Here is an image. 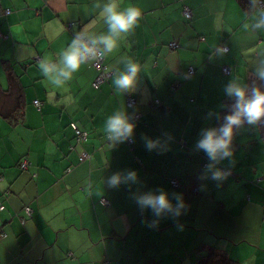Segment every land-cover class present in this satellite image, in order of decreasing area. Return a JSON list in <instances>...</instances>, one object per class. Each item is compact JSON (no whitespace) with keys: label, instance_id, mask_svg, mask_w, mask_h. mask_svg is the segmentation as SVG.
Wrapping results in <instances>:
<instances>
[{"label":"crops","instance_id":"crops-1","mask_svg":"<svg viewBox=\"0 0 264 264\" xmlns=\"http://www.w3.org/2000/svg\"><path fill=\"white\" fill-rule=\"evenodd\" d=\"M238 1L120 0L121 8L135 5L142 16L104 57L107 80L93 87L98 74L89 63L57 89L46 83L39 62L57 58L74 31H107L93 7L97 0H0V90H16L0 92V106L9 112L20 89L23 102L18 121L0 116V264H199L210 250L235 264H264L261 125L236 130L233 156L215 165L229 173L222 181L209 178L205 166L212 161L195 149L201 129L219 127L230 98L226 85L233 78L251 85L264 50V30L243 28L249 0L244 8ZM221 45L227 53L210 59ZM126 58L141 73L134 90L120 93L113 79ZM118 108L138 116L130 144L107 139L105 121ZM72 122L88 134L81 145ZM144 136L166 147L148 151ZM82 151L89 158L79 163ZM126 170L137 172V184L108 187V177ZM172 178L179 186H170ZM158 188L170 199L182 193L188 207L149 227L151 209L142 213L133 194Z\"/></svg>","mask_w":264,"mask_h":264},{"label":"clouds","instance_id":"clouds-1","mask_svg":"<svg viewBox=\"0 0 264 264\" xmlns=\"http://www.w3.org/2000/svg\"><path fill=\"white\" fill-rule=\"evenodd\" d=\"M93 7L100 10L99 15L107 26V31L100 34L84 29L74 31L71 43L57 54V58H45L39 62V69L46 83L54 88H64L83 65L99 61L116 51L120 42L137 27L142 16L141 9L135 5L121 8L120 0H106L104 3L97 0ZM245 16L248 18L243 23L245 30L253 33L264 30V0H249ZM227 51V47L218 46L212 50L209 58L225 55ZM123 62L124 70L117 71L113 79L115 90L120 93L134 90L141 73L139 63L130 58ZM254 65V79L251 85L239 78H233L224 88L226 96L234 101L227 106L230 108V114L223 117L219 127L201 129L199 139L195 143V149L202 150L212 161L205 166L206 171L211 172L209 178L212 180L222 181L229 174L216 169L215 165L223 160H230L233 156L232 143L236 130L245 124L250 126L264 124V50L257 53ZM257 80L262 83L257 85ZM71 101V96L66 97V103ZM128 108H134V105L129 104ZM208 115L212 117L213 113L210 112ZM134 121V112L130 115L126 108L115 110L105 121L104 130L108 141L114 145L132 139L136 128ZM142 138L148 151L166 147L159 138L155 140L147 136ZM137 183L138 174L135 170L116 172L107 179L110 188ZM133 198L142 213L146 209H151L154 219L148 224L149 227H157L159 220L168 214L174 219L179 218L188 207L182 193H173V199H170L169 193L163 188L134 193ZM177 227L182 230L183 226L178 224Z\"/></svg>","mask_w":264,"mask_h":264},{"label":"trees","instance_id":"trees-1","mask_svg":"<svg viewBox=\"0 0 264 264\" xmlns=\"http://www.w3.org/2000/svg\"><path fill=\"white\" fill-rule=\"evenodd\" d=\"M239 2V5L241 6V7H245L246 6V3L243 1V0H239L238 1ZM184 18L186 19V20H190L191 19V16H190V18H186L185 16H184ZM221 46H223V47H226V46H224V45H221ZM104 59V58H103ZM104 66V65H103ZM104 68H105V66H104ZM107 73V72H106ZM106 81V80H105ZM104 81V82H105ZM256 83H257V85L259 84V82L258 81H256ZM100 86V85H99ZM99 88V87H98ZM11 90H5V91H2V90H0V92H2V93H4V95H11V91L12 92H14V91H16L14 88H10ZM4 95L3 94H1V96H0V102H2V98L4 97ZM158 103L156 104V105H158L159 104V101L158 100H156ZM155 101V102H156ZM14 107L8 112V110H4V109H2V107L0 106V116H2V118L3 119H5L6 121H18L19 119H21L22 118V115H21V111H20V108L22 107V92H21V89H20V91L18 92V93H16L15 95H14ZM232 103H234V101L231 99V98H229V99H227L226 100V102H225V105H224V108L220 111V114H219V117H218V119H217V123H218V126H220L221 124H222V122H223V117L224 116H226V115H228V114H230V108L229 107H227V106H230ZM136 117V116H135ZM135 119H137V118H135ZM70 124H74L75 126H76V124L75 123H70ZM261 125V127H260V129H261V133H262V136H263V138H264V124H260ZM69 127H70V129L72 130V128H71V126L69 125ZM76 128H77V130L80 132V133H84L85 135H84V138L83 139H80L79 141L77 140V136L75 135V132L73 131V134H74V141H75V144H83L86 140H87V137H88V134L86 133V132H84V131H82V130H80L77 126H76ZM130 141V140H129ZM128 141V143L130 144V142ZM263 141H264V139H263ZM71 149H73V147H71ZM82 153H85V154H87L88 156H87V158L86 159H83V160H81V154ZM88 158H89V154L87 153V152H85V151H82L80 154H79V156H78V162L80 163V162H84V161H86V160H88ZM25 159H21L20 161H19V163H18V167L21 169V164H22V162L24 161ZM28 163V162H27ZM27 167H28V165H27ZM27 167H26V169H27ZM22 170V169H21ZM25 170V169H24ZM173 180H175V181H177V183H178V185L177 186H179V184H180V182H179V180H178V178H172V179H170L169 180V184H170V186L172 187V188H175V187H173L172 185H171V181H173ZM176 186V187H177ZM0 203H1V201H0ZM2 204V203H1ZM3 206V205H2ZM3 209H4V207H3ZM3 209L1 210V211H3ZM30 216H31V214H30ZM199 264H235L234 262H232L231 260H229V259H226L225 258V256H223V255H221V254H219V253H217V252H215L214 250H210L209 252H207L206 253V255H204L201 259H200V261H199Z\"/></svg>","mask_w":264,"mask_h":264},{"label":"built area","instance_id":"built-area-1","mask_svg":"<svg viewBox=\"0 0 264 264\" xmlns=\"http://www.w3.org/2000/svg\"><path fill=\"white\" fill-rule=\"evenodd\" d=\"M183 15L186 18H190L191 13H190V11L187 8H184L183 9ZM171 47H175V44H172ZM221 47H223V46H221ZM91 63H92L93 68L97 71V74H98L97 78L95 79V81L93 83V87L98 88L100 84H102L105 80H107V78L109 77V74L105 72V68L103 66V58L100 59L99 61H94V62H91ZM222 70H223L224 74H228L229 73L228 68H223ZM192 74H193V70L190 69L189 72L187 73V77L191 76ZM126 102H127V105L134 104V100L132 98H130V97L127 98ZM155 103L157 104L158 102L156 101ZM34 104H35V106H37L39 108V105H40L39 102L35 101ZM137 117L138 116H136L135 118H137ZM70 126H71L72 130L75 132V135L77 136V140L78 141L80 139L84 138L85 134L84 133L83 134L80 133L77 130V128H76V126L74 124H70ZM87 156H88L87 154L82 153L81 154V160L86 159ZM27 165H28L27 162L24 160L20 167H21L22 170H24V169H26ZM171 185L173 187H176L178 185V183H177V181L173 180V181H171ZM2 209H3V206L0 203V211ZM24 212H25V214L27 216H30V214H31L29 207H25L24 208Z\"/></svg>","mask_w":264,"mask_h":264}]
</instances>
